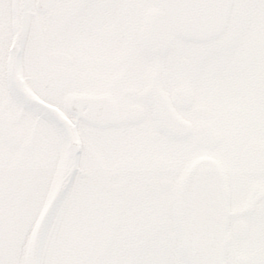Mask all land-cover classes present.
Listing matches in <instances>:
<instances>
[{"label": "snow or ice", "instance_id": "obj_1", "mask_svg": "<svg viewBox=\"0 0 264 264\" xmlns=\"http://www.w3.org/2000/svg\"><path fill=\"white\" fill-rule=\"evenodd\" d=\"M262 22L264 0H0V264H58L48 228L73 186L70 179L35 248H26L23 220L14 236L5 227L13 148L33 152L44 140L135 142L145 152L140 168L154 185L171 183L190 160L214 146L195 121L185 128L169 109L177 106L185 83L204 84L214 70L233 63ZM17 27L25 41L14 72L25 77L23 83L13 79L5 59ZM52 33L51 43L76 71L48 83L29 75L33 56L24 43L39 49ZM252 178L264 179V155L256 145L243 148L229 180L230 197L243 194ZM170 224L162 208L131 259L76 264H264V239L251 240L241 255L230 233L214 258L194 260Z\"/></svg>", "mask_w": 264, "mask_h": 264}, {"label": "flooded vegetation", "instance_id": "obj_2", "mask_svg": "<svg viewBox=\"0 0 264 264\" xmlns=\"http://www.w3.org/2000/svg\"><path fill=\"white\" fill-rule=\"evenodd\" d=\"M53 35L39 49L24 43V50L33 56L29 75L38 81L53 83L76 71L51 43ZM22 41L25 37L17 27L9 38L5 57L13 79L20 83L25 77L14 72L13 56L21 50ZM24 90L39 99L31 88ZM177 106L169 109L173 115L185 128L195 121L214 147L190 160L171 183L154 185L140 168L145 152L135 142L100 145L74 139L71 144L60 145L44 140L33 152L13 148L5 182L8 234H16L22 218L37 244L54 204L72 179L70 195L48 228L54 260L76 264L131 259L144 228L158 220L162 208L168 211L170 228L177 233L178 185L195 163L213 160L223 172L228 193L226 235L231 234L243 255L251 240L264 239V179H250L243 194L235 197L229 195V180L237 172L242 148L254 139L264 141V22L249 33L248 46L237 52L233 63L214 70L204 84L185 83ZM60 115L70 123L63 113ZM19 166L21 173L14 179ZM30 209L35 212L32 220L24 213ZM44 212L48 213L42 219ZM15 218L16 224H10ZM100 226L101 237L96 243Z\"/></svg>", "mask_w": 264, "mask_h": 264}, {"label": "water", "instance_id": "obj_3", "mask_svg": "<svg viewBox=\"0 0 264 264\" xmlns=\"http://www.w3.org/2000/svg\"><path fill=\"white\" fill-rule=\"evenodd\" d=\"M179 189L176 211L180 236L194 260L214 258L225 239L227 206L218 167L211 162L195 166Z\"/></svg>", "mask_w": 264, "mask_h": 264}, {"label": "rangeland", "instance_id": "obj_4", "mask_svg": "<svg viewBox=\"0 0 264 264\" xmlns=\"http://www.w3.org/2000/svg\"><path fill=\"white\" fill-rule=\"evenodd\" d=\"M25 214H26V217L27 218H30V220H32V217L34 216V213L35 212H33L31 209L30 210H27L26 212H24ZM19 220L21 221L22 220V218H19ZM16 224V218L15 219H13V221L10 223V224Z\"/></svg>", "mask_w": 264, "mask_h": 264}]
</instances>
